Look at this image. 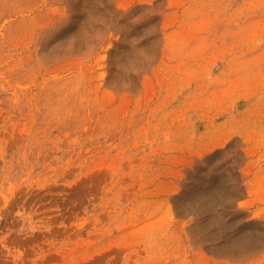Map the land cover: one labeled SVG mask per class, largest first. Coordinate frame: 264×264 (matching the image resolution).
<instances>
[{
    "label": "rangeland",
    "instance_id": "rangeland-1",
    "mask_svg": "<svg viewBox=\"0 0 264 264\" xmlns=\"http://www.w3.org/2000/svg\"><path fill=\"white\" fill-rule=\"evenodd\" d=\"M0 264H264V0H0Z\"/></svg>",
    "mask_w": 264,
    "mask_h": 264
},
{
    "label": "bare ground",
    "instance_id": "bare-ground-1",
    "mask_svg": "<svg viewBox=\"0 0 264 264\" xmlns=\"http://www.w3.org/2000/svg\"><path fill=\"white\" fill-rule=\"evenodd\" d=\"M199 196H200V194H199ZM205 199L206 200L205 201L203 200L204 202H202L203 203L202 207H204V208H206L207 206H209L211 204V202L213 201V198H210V197H207V196H206ZM194 200H196V199H194Z\"/></svg>",
    "mask_w": 264,
    "mask_h": 264
}]
</instances>
